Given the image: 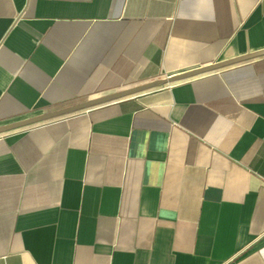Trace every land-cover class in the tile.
<instances>
[{"label":"crops","instance_id":"crops-1","mask_svg":"<svg viewBox=\"0 0 264 264\" xmlns=\"http://www.w3.org/2000/svg\"><path fill=\"white\" fill-rule=\"evenodd\" d=\"M264 50V0H0V127ZM0 264H264V56L0 133Z\"/></svg>","mask_w":264,"mask_h":264},{"label":"water","instance_id":"water-1","mask_svg":"<svg viewBox=\"0 0 264 264\" xmlns=\"http://www.w3.org/2000/svg\"><path fill=\"white\" fill-rule=\"evenodd\" d=\"M262 56H264V50L253 52V53H248V54L242 55L240 57H236V58H233L230 60L214 63V64L209 65V66L201 67V68H198V69H195L192 71H188V72L181 73L178 75H174L171 77H167L164 79H158V80L152 81L150 83L138 85L136 87H132L130 89H126V90H123V91H120L117 93H113V94L97 97L94 99H90L88 101L78 103L76 105H72V106L64 108V109H60V110H57L54 112L47 113L45 115L30 118V119H27V120H24V121H21L18 123H14L12 125L0 127V133L6 132L9 130H13V129L21 127V126H27V125L35 124V123H38V122H41L44 120H48V119H52V118L62 116L65 114L83 111V110H88V109H91L95 106H98V105H101L104 103L113 102V101H116L118 99L128 97L131 95H135V94H140V93L145 92L147 90L162 88L166 85H171V84H174V83H177L180 81L195 78L197 76H200V75L212 72V71H216V70L222 69L224 67L232 66V65L239 64L242 62H247V61L262 57Z\"/></svg>","mask_w":264,"mask_h":264}]
</instances>
